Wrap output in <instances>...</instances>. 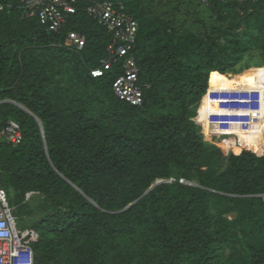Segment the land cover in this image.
<instances>
[{
    "label": "trees",
    "instance_id": "obj_1",
    "mask_svg": "<svg viewBox=\"0 0 264 264\" xmlns=\"http://www.w3.org/2000/svg\"><path fill=\"white\" fill-rule=\"evenodd\" d=\"M113 1L139 22L142 105L113 91L121 61L91 75L112 37L84 5L58 33L0 0V130L22 128L18 145L0 140V182L14 212L30 191L50 208L33 225L36 264H264V137L227 155L228 134L198 111L225 110L220 90L243 88L213 74L252 50L264 61V0L180 1L168 15L155 0ZM69 30L86 35L83 50L66 45Z\"/></svg>",
    "mask_w": 264,
    "mask_h": 264
},
{
    "label": "built area",
    "instance_id": "obj_2",
    "mask_svg": "<svg viewBox=\"0 0 264 264\" xmlns=\"http://www.w3.org/2000/svg\"><path fill=\"white\" fill-rule=\"evenodd\" d=\"M30 16L37 15L41 24L49 31L62 32L68 24V18L75 14L80 5L86 13L103 26L112 40L107 46V56L100 60V65L91 69L93 77H100L121 61L123 72L113 82L115 95L132 105L143 104V91L139 85V68L135 56V47L139 31V22L129 14L125 5L113 0H17ZM209 5L210 0H197ZM4 5L0 2V8ZM87 42L85 34L69 30L66 45L74 51L84 49ZM249 88L221 89L219 99L236 112H242L241 119L264 124V80ZM208 91V89H207ZM207 93V92H206ZM199 114V112H198ZM22 139V128L16 120H9L0 130V140L18 145ZM173 181V179L169 180ZM181 183L194 185L193 182L180 178ZM37 192L26 193L29 200ZM257 196L264 201V193ZM15 208L11 205L7 191L0 182V264H36L34 243L40 234L33 226L19 228Z\"/></svg>",
    "mask_w": 264,
    "mask_h": 264
},
{
    "label": "rangeland",
    "instance_id": "obj_3",
    "mask_svg": "<svg viewBox=\"0 0 264 264\" xmlns=\"http://www.w3.org/2000/svg\"><path fill=\"white\" fill-rule=\"evenodd\" d=\"M158 3L159 14L168 15L171 11H174L175 4L181 1L183 10L187 9L189 5L187 4L188 0H170V2H164L159 4L160 0H155ZM194 3L199 4L196 0ZM204 7L207 5L202 4ZM191 12H195L194 9H191ZM168 17V16H166ZM264 61L262 55L257 50H252L248 54L244 62L237 66L235 71L227 73L224 77H220L216 74L212 75L214 83L219 82L221 79H224L227 83H232L235 80L243 88H249L258 85V80H264ZM58 79V77H56ZM61 79V78H59ZM61 86L68 87V83L63 82ZM198 111L205 117L212 119L213 123L210 126L211 129H214L218 134H228L226 138L219 136V140H223L225 145L227 155H230L233 151H236L243 147H248L254 150L259 148V136L264 135L261 133L259 126L264 130V124L252 123L246 120L241 119L242 112H236L229 108L228 104L225 105V110H223L217 103L211 102L207 106L200 104ZM225 123L241 125L245 128V131L242 133H235L234 131L228 129L225 126ZM257 125V126H256ZM223 138V139H222ZM227 160V159H225ZM50 208L47 206L46 201L41 195L33 196L29 201L25 202L23 208L19 211H15L17 217V226L19 228H26L33 226L37 222L46 210ZM234 215H230V218H234Z\"/></svg>",
    "mask_w": 264,
    "mask_h": 264
},
{
    "label": "water",
    "instance_id": "obj_4",
    "mask_svg": "<svg viewBox=\"0 0 264 264\" xmlns=\"http://www.w3.org/2000/svg\"><path fill=\"white\" fill-rule=\"evenodd\" d=\"M23 107V106H22ZM27 110V109H26ZM28 111V110H27ZM28 112H30V111H28ZM31 114H33L32 112H30ZM34 115V114H33ZM35 116V115H34ZM36 117V116H35ZM37 119H38V121L40 122V124H41V130H42V133L44 134V128H43V125H42V122L40 121V119L38 118V117H36ZM166 180H163V179H161V180H158V181H156L145 193H144V195L145 194H147L149 191H151L154 187H156L157 185H159L160 183H163V182H165ZM194 185H197V184H194ZM137 201V200H136ZM135 201V202H136ZM135 202H133V203H131L130 205H128L126 208H124L123 210H126L127 208H129L131 205H133Z\"/></svg>",
    "mask_w": 264,
    "mask_h": 264
}]
</instances>
